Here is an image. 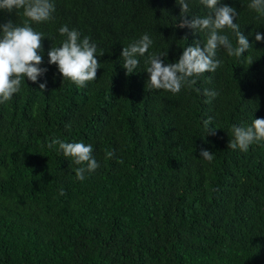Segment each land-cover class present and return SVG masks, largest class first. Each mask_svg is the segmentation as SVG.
Here are the masks:
<instances>
[{
    "label": "trees",
    "instance_id": "obj_1",
    "mask_svg": "<svg viewBox=\"0 0 264 264\" xmlns=\"http://www.w3.org/2000/svg\"><path fill=\"white\" fill-rule=\"evenodd\" d=\"M52 2V21H29L45 35L47 72L0 104V264H264V141L228 148L233 125L264 118V42L255 40L264 15L248 8L251 0H221L237 10L252 47L239 58L218 49L216 72L172 94L147 88L148 56L167 53L165 64L175 63L207 39L178 26L177 0ZM186 2L189 21L211 12ZM22 11L0 10V24L23 25ZM64 25L97 45L101 68L84 87L48 62ZM145 33L153 46L128 75L122 50ZM224 34L237 46L235 33ZM209 117L215 135L204 128ZM56 138L91 144L100 167L77 179L87 165L50 149Z\"/></svg>",
    "mask_w": 264,
    "mask_h": 264
},
{
    "label": "clouds",
    "instance_id": "obj_2",
    "mask_svg": "<svg viewBox=\"0 0 264 264\" xmlns=\"http://www.w3.org/2000/svg\"><path fill=\"white\" fill-rule=\"evenodd\" d=\"M200 3L211 10L207 16H191L187 19L189 4L186 0H177L181 8L180 28H189L195 31L206 32L207 39L201 46L200 41L184 48L183 54L175 63L165 64L164 55L167 53H152L146 60V71L149 74L147 88L164 90L172 94H178L182 88L191 89L197 84V77L204 73H214L221 66L222 61L217 59V50L223 48L228 56L237 58L244 55L252 47L248 38L240 30V25L236 21L237 10L234 7L223 5L221 0H200ZM248 8L264 15V0H251ZM0 10L8 13L23 10L22 14L26 18L23 25L15 24L9 20L0 24V104L12 99L14 94L21 90V85L27 80L36 83L38 78L43 76L46 68H41L43 63V40L45 35L34 30L30 22L43 23L54 19L55 4L52 0H0ZM225 29H230L235 33L237 46H234ZM61 36L66 37L61 46L52 47L48 52L49 64L56 65L64 80H69L78 87L86 86L87 82L97 79V72L100 63L97 59V45L91 42L90 37H83L75 29H69L67 25L59 29ZM187 39V38H185ZM257 42H264V35L255 34ZM153 40L145 33L140 39L128 46H124L121 57L128 75L136 72L139 66V59L149 52L153 46ZM103 50L99 56H103ZM251 62V56L246 57ZM43 91L47 84L39 85ZM196 91H200L196 89ZM203 95L215 98L218 93L204 89ZM211 103V99L206 101ZM212 118L204 121V128L208 135H215L216 128H210ZM231 132L233 138L228 145L229 149H239L248 151L254 143L264 141V118H254L251 126L233 125ZM58 145L66 157L73 158L76 165H87L75 169L76 178L83 181L85 172H94L100 167L93 157V146L83 142L68 143L59 138L53 139L48 147L54 148ZM114 156L113 152L106 154L107 158ZM200 156L211 162L214 154L208 150H201ZM122 162V161H118ZM61 191V195H63Z\"/></svg>",
    "mask_w": 264,
    "mask_h": 264
}]
</instances>
